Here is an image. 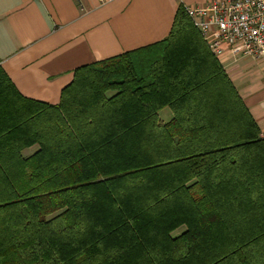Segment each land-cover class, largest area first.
Masks as SVG:
<instances>
[{"label": "trees", "instance_id": "trees-1", "mask_svg": "<svg viewBox=\"0 0 264 264\" xmlns=\"http://www.w3.org/2000/svg\"><path fill=\"white\" fill-rule=\"evenodd\" d=\"M0 264H264V138L183 3L58 104L0 65Z\"/></svg>", "mask_w": 264, "mask_h": 264}, {"label": "crops", "instance_id": "crops-1", "mask_svg": "<svg viewBox=\"0 0 264 264\" xmlns=\"http://www.w3.org/2000/svg\"><path fill=\"white\" fill-rule=\"evenodd\" d=\"M205 1L0 0V65L23 96L58 104L78 67L165 39L181 3ZM219 60L264 138V59L228 54ZM159 116L168 123L174 114L165 107Z\"/></svg>", "mask_w": 264, "mask_h": 264}, {"label": "built area", "instance_id": "built-area-1", "mask_svg": "<svg viewBox=\"0 0 264 264\" xmlns=\"http://www.w3.org/2000/svg\"><path fill=\"white\" fill-rule=\"evenodd\" d=\"M186 9L216 57L264 59V0H206Z\"/></svg>", "mask_w": 264, "mask_h": 264}]
</instances>
